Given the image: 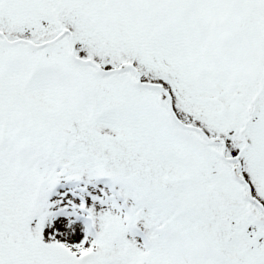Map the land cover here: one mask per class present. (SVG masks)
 <instances>
[{"label": "snow or ice", "instance_id": "obj_1", "mask_svg": "<svg viewBox=\"0 0 264 264\" xmlns=\"http://www.w3.org/2000/svg\"><path fill=\"white\" fill-rule=\"evenodd\" d=\"M0 264H264V0H0Z\"/></svg>", "mask_w": 264, "mask_h": 264}]
</instances>
